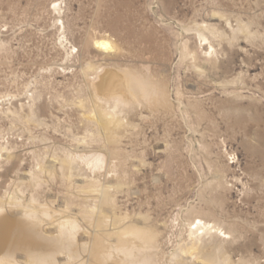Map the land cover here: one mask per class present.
I'll use <instances>...</instances> for the list:
<instances>
[{"label":"rangeland","instance_id":"1","mask_svg":"<svg viewBox=\"0 0 264 264\" xmlns=\"http://www.w3.org/2000/svg\"><path fill=\"white\" fill-rule=\"evenodd\" d=\"M3 210L1 264H264V0H0Z\"/></svg>","mask_w":264,"mask_h":264},{"label":"bare ground","instance_id":"2","mask_svg":"<svg viewBox=\"0 0 264 264\" xmlns=\"http://www.w3.org/2000/svg\"><path fill=\"white\" fill-rule=\"evenodd\" d=\"M58 3V2H57ZM58 5V4H57ZM98 44L100 45V46H102V47H105V48H110L111 47V44H110V42L108 41V40H106V39H103V40H99L98 41ZM148 67V66H147ZM146 67V68H147ZM131 71V72H130ZM130 71H127L126 72V76L127 77H129V80L127 81L128 82V84H131V79L133 78L134 80H135V82H136V86L138 87V88H142V86L139 84V73L141 74V71H139V69H131ZM105 82H106V84L107 85H109L110 86V88H111V86H112V84L114 83V76H110L109 75V73L107 72V74L104 76V78L99 82V85L100 86H103V85H105ZM132 87H130L129 88V92L130 93H134L133 91H132ZM123 91V90H122ZM112 93H113V91H112ZM116 94V93H115ZM122 94H124V93H122V92H119L118 94H117V97H119L120 95H122ZM144 95H145V97L147 98L148 97V95H149V93H148V90L146 89V90H144ZM115 103H116V105H115V107L118 105V103H121V101L119 100V99H116L115 100ZM112 105V104H111ZM114 107V108H115ZM110 114H111V112H109ZM114 113V112H113ZM113 115V114H112ZM99 120H102V118L101 117H99ZM5 210V209H4ZM4 210H3V212H0V251H1V249H3V247L4 246H2L3 245V242H5V240H6V238H5V236H6V232H8L7 230L9 229V225H7V223H5V219L4 218H10V217H6L3 213H4ZM196 220H198V219H196ZM10 222H11V220H10ZM8 224H10L9 222H8ZM194 224H196L195 225V227H193V229H195V232H197L198 233V235H200L201 233H203V232H207V233H210L211 234V232H216L215 230H213V225H211V224H209V223H206V221H203L202 219H199L198 220V222H194ZM77 225H78V223H76L75 221H73V220H67L66 222H65V224H64V226H63V228L62 229H60V233L61 234H63L64 232H69V231H72V230H74L76 227H77ZM38 226H42V223H38V224H36L35 226H32V227H30V228H24V226L22 225V224H19L18 225V230H24V229H26V230H30V231H27V232H32L33 233V235H35V234H37L36 232H35V230L38 228ZM12 230V229H11ZM41 230H43L44 231V229H41ZM194 231V230H193ZM192 231V232H193ZM200 231V232H199ZM49 232H53V231H49ZM214 234V233H213ZM55 240L53 239H51V241H50V243L51 242H54ZM12 243V242H11ZM10 243V244H11ZM57 243V242H56ZM15 244L13 243L12 244V246L11 247H9V249L4 253V254H2V256H0V259L2 258V257H4V256H7V257H11V256H13L14 255V252H13V250L11 249L13 246H14ZM19 246L21 247L22 245L21 244H19ZM32 246H34V245H32ZM61 246H64V245H61ZM26 250V249H25ZM34 250H37V251H34ZM29 252V251H28ZM30 252H32V253H35V252H38V254H40L41 256H43V257H48V256H54L55 255V251H43V250H40V249H30ZM149 259V258H148ZM150 261V260H149ZM0 262H4L2 259L0 260ZM1 264V263H0ZM3 264V263H2ZM138 264H149V262H148V260H147V258H143V259H140L139 260V263Z\"/></svg>","mask_w":264,"mask_h":264}]
</instances>
